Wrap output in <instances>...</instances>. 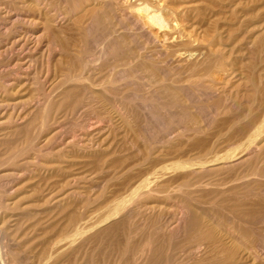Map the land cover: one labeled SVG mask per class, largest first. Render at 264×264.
Segmentation results:
<instances>
[{
	"label": "rangeland",
	"instance_id": "obj_1",
	"mask_svg": "<svg viewBox=\"0 0 264 264\" xmlns=\"http://www.w3.org/2000/svg\"><path fill=\"white\" fill-rule=\"evenodd\" d=\"M0 3V264H264V0Z\"/></svg>",
	"mask_w": 264,
	"mask_h": 264
},
{
	"label": "bare ground",
	"instance_id": "obj_2",
	"mask_svg": "<svg viewBox=\"0 0 264 264\" xmlns=\"http://www.w3.org/2000/svg\"><path fill=\"white\" fill-rule=\"evenodd\" d=\"M3 1H4V0H3ZM23 1H24V0H23ZM36 1H37V0H36ZM140 1H141V0H140ZM11 3H12V2H11ZM26 3H27V2H26ZM0 4H1V3H0ZM68 4H69V3H68ZM5 5L7 6V4H5ZM18 6H19V5H18ZM20 6H21V5H20ZM23 6H24V5H23ZM2 7H3V6H2ZM2 7H1V8H2ZM35 7H36V6H35ZM5 8H6V7H5ZM5 8H4V9H5ZM16 8H19V7H16ZM14 9H15V8H14ZM46 9H47V8H46ZM149 9H150V8H149ZM149 9H146V8H143V9H142V7H141V8H139L138 10H139V11H141V10H145L144 12H148L147 10H149ZM6 10H7V9H6ZM6 10H5L4 12H6ZM17 10H18V9H17ZM21 10H22V9H21ZM21 10H20V11H21ZM135 10H136V9H135ZM66 11H67V10H66ZM72 11H73V10H72ZM7 12H8V11H7ZM141 12H142V11H141ZM149 12H150V11H149ZM149 12H148V13H149ZM8 13H10V12H8ZM8 13H7V14H8ZM48 13H49V11H48ZM90 13H91V12H89V14H90ZM127 13H128V12H127ZM138 13H139V12H138ZM142 13H143V12H142ZM157 13L159 14V12H157ZM157 13H155V12H154V13H151V12H150V13H149L150 15L147 16V20H146V21H147V23H149L148 21H150V22H152L153 24H158V25H161V27H163V25H164L165 23L162 24L163 21L161 20L160 15H158ZM0 14H1V13H0ZM11 14H12V13H11ZM72 14H73V13H72ZM91 14H92V13H91ZM91 14H90V15H91ZM143 14H144V13H143ZM3 15H4V14H3ZM146 15H147V14H146ZM146 15H145V16H146ZM95 16H96V15H95ZM45 17H46V16H45ZM90 17H91V16H90ZM100 17H101V16H100ZM12 18H13V17H12ZM12 18H11V19H10V18H7V19H8V22L3 23V24H2V25H3L2 27H3V28H8L9 25L12 26V25H13V20H14V19H16V20H18V21L24 19V18H22V17L20 18V15H19V16L16 15V17H15L14 19H12ZM92 18H93V17H92ZM47 19H48V18H47ZM52 19H53V18H52ZM1 20H3V18H2ZM5 20H6V19H5ZM16 20H14V22H15ZM29 20H30V18H29ZM31 20H32V19H31ZM144 20H145V18H144ZM3 21H4V20H3ZM6 21H7V20H6ZM137 21H138V20H137ZM141 21H143V19H142ZM23 22H24V21H23ZM123 22H124V21H123ZM171 22H172V21H171ZM28 23H29V22H28ZM132 23H133V22H132ZM142 23H143V22H142ZM22 24H23V23H22ZM33 24H34V23H33ZM102 24H103V23H102ZM128 24H129V23H128ZM139 24H140V23H139ZM149 24H150V23H149ZM103 25H104V24H103ZM129 25H130V24H129ZM142 25H143V24H142ZM20 26H21V25H20ZM20 26H19V27H20ZM131 26H132V25H131ZM159 27H160V26H159ZM174 27H175V26H174ZM12 28H13V26H12ZM17 29H18V28H17ZM5 30H6V29H5ZM150 30H151V29H150ZM160 30H161V29H160ZM169 30H170V29H169ZM178 30H179V29H178ZM0 31H2V29H1ZM9 31H11V29H10ZM13 31H14V30H13ZM47 31H48V30H47ZM171 31H172V30H171ZM11 32H12V31H11ZM15 32H16V31H15ZM28 32H30V33H26L27 36L30 35V36L32 37V38L30 37V39H35V38H34V34H33L34 32H33V31H32V32H31V31H28ZM151 32H152V31H151ZM17 33H18V32H17ZM23 33H24V32H23ZM23 33H20L19 37L17 36L19 33H18L17 35H13V37H12L13 41L11 42L10 45H12V46L14 45L15 48H16V46H20V47H21V46L28 47V46L33 45V44H34V40H33V42H32V40H31V42H29V40H28V42H27V39H24V38L22 37V36H23ZM55 33H56V32H55ZM171 33H172V32H171ZM14 34H16V33H14ZM21 34H22V36H21ZM28 34H29V35H28ZM154 34H155V33H154ZM6 35H7V34H6ZM9 35H10V34H9ZM110 35H111V32H110ZM15 36H17V37H15ZM178 37H179V36H178ZM5 38H6V37H5ZM25 38H28V37H25ZM36 38H37V37H36ZM2 39H3V38H2ZM6 39L9 40L8 37H7ZM37 40H38V39H37ZM55 40H56V39H55ZM1 41H2V40H1ZM4 41H5V40H4ZM9 41H10V40H9ZM172 41H173V40H172ZM35 42H36V41H35ZM37 42H38V41H37ZM50 42H51V41H50ZM50 42H49V43H50ZM185 42H186V41H185ZM55 43H56V42H55ZM120 43H121V42H120ZM50 44H52V43H50ZM3 45H4V43H3ZM6 45H7V43H6ZM36 46H37V44H36ZM9 47H10V46H9ZM20 47H19V48H20ZM52 47H53V45H52ZM57 47H58V46H57ZM74 47H75V46H74ZM21 48H23V47H21ZM58 48H59V47H58ZM7 49H9V48H7ZM59 49H60V48H59ZM61 49H62V48H61ZM0 50H1V49H0ZM48 50H49V49H48ZM65 50H66V48H65ZM4 51H5V49H4ZM6 51H7V50H6ZM21 51H22V50H21ZM54 51H55V50H54ZM78 51H79V50H78ZM129 51H130V50H129ZM25 52H26V51H25ZM79 52L81 53L82 51H79ZM121 52H122V51H121ZM19 53H20V52H19ZM76 53H78V52H76ZM76 53H75V54H76ZM125 54H126V53H125ZM190 54H191V53H190ZM76 55H77V54H76ZM79 55H81V54H79ZM83 55H84V53H83ZM191 55H192V54H191ZM124 56H125V55H123V57H124ZM80 57H81V56H80ZM50 58H51V57H50ZM75 58H77V56H76ZM121 58H122V56H121ZM70 59H71V58H70ZM73 59H74V58H73ZM78 59H80V58H78ZM125 59H126V58H125ZM125 59H124V60H125ZM74 60H75V59H74ZM81 60H82V59H81ZM120 60H122V59H120ZM124 60H123V61H124ZM87 61H88V60H87ZM92 61H93V63H94V60H93V59H92ZM95 61H96V60H95ZM48 62H49V61H48ZM68 62H69V61H68ZM71 62H73V61H71ZM85 62H86V61H85ZM89 62H90V61H89ZM199 62H200V61H199ZM75 63H76V62H75ZM75 63L73 62V67H75V66H74ZM77 64H78V65L80 64V66H78V67H80V69H81V68H82V66H81L82 63H77ZM87 65H88V64H87ZM70 66H71V64H70ZM90 66H94V65H90ZM211 66H212V65H211ZM87 67H88V66H87ZM164 67H165V66H164ZM208 67H209V66H208ZM27 68H28V67H27ZM76 68H77V67H76ZM84 68H85V67H84ZM84 68H83V69H84ZM94 68H95V67H94ZM68 69H69V68H68ZM68 69H67L66 71H67L68 73L71 72V71L68 70ZM74 69H75V68H74ZM77 69H78V68H77ZM214 69H215V68H214ZM49 70H50V69H49ZM75 70H76V69H75ZM85 70H86V69H85ZM171 70H172V69H171ZM72 71H73V69H72ZM90 71H92V70H90ZM64 72H65V71H64ZM77 72H79V70H77ZM81 72H83V71H81ZM81 72H80V77H82V76H81ZM65 73H66V72H65ZM74 73H75V71H74ZM84 73H86V72H84ZM69 74H72V73H69ZM82 75H83V74H82ZM87 75H89V74H87ZM20 76H21V75H20ZM69 76L71 77L72 75H69ZM78 76H79V73H78ZM14 77H15V76H14ZM63 77H64V76H63ZM73 77H74V76H73ZM76 77H77V75H76ZM83 77H84V76H83ZM87 77H88V76H87ZM67 78H68V77H66V79H65V78H64V79L67 80ZM86 79H87V78H86ZM88 79H89V78H88ZM88 79H87V81H90V80H88ZM120 79H121V78H120ZM197 79H198V78H197ZM59 80H60V79H59ZM113 80H114V79H113ZM172 80H173V79H172ZM198 80H199V79H198ZM67 81H68V80H67ZM72 81H73V79H72ZM72 81L70 80V83H71ZM80 81H81V83H82V80H80ZM155 81H156V80H155ZM35 82H36V80H35ZM49 82H50V81H49ZM73 82L79 84V83H78V82H79L78 79H77V82H76L75 79H74ZM104 82H105V81H103V83H104ZM108 82H109V81H107V83H108ZM112 82H113V81H112ZM194 82H195V81H194ZM198 82H199V81H198ZM53 83H54V82H53ZM66 83H69V82H65V83H64V86H65ZM96 83H97V82H96ZM4 84H5V83H4ZM12 84H13V83H12ZM62 84H63V83H62ZM77 84H76V85H77ZM83 84H84V83H83ZM83 84H82V85H83ZM87 84H89V83H87ZM94 84H95V83H94ZM66 85H67V84H66ZM69 85H70V84H69ZM84 85H85V84H84ZM110 85H111V84H110ZM62 86H63V85H62ZM62 86H61V87H62ZM71 86H72V85H71ZM73 86H74V85H73ZM89 86H90V85H89ZM93 86H94V85H93ZM106 87H107V86H106ZM113 87H115V86H113ZM116 87H117V86H116ZM156 87H157V86H156ZM58 88H59V87H58ZM62 88H63V87H62ZM75 88L78 89V87L75 86L74 88H73V87H71V88H67L66 91H61V90H60L62 94L64 93V95H62V96H64V97L66 98V101H64V102L67 103V104H66V103L62 104V106L64 105L65 107H71L72 104H76V102L78 101V98H77V92L75 91ZM81 88H82V87H81ZM87 88H88V85H87ZM89 88H90V87H89ZM108 88H110V87H108ZM91 89H92V88H91ZM95 89H97V88H95ZM100 89H101V88H100ZM105 89H106V88H105ZM212 89H213V88H212ZM48 90H49V89H48ZM62 90H65V87H64V89H62ZM78 90H79V89H78ZM81 90H82V89H81ZM81 90H80V91H81ZM98 90H99V89H98ZM145 90H146V89H145ZM36 91H37V90H36ZM55 91H56V90H55ZM82 91H86V90H82ZM100 91H101V90H100ZM103 91H104V90H103ZM107 91H108V89H107ZM45 93H46V91H45ZM95 93H96V91H95ZM95 93H94V95H95ZM98 93H99V91H98ZM101 93H102V91H101ZM92 94H93V93H92ZM99 94H100V93H99ZM160 94H161V93H160ZM162 94H163V93H162ZM59 95H61V94H59ZM80 95H82V94H80ZM94 95H93V96H94ZM97 95H98V94H97ZM117 95H118V93H117ZM48 96H50V95H48ZM51 96H52V94H51ZM87 96H88V95H87ZM90 96H91V95H90ZM93 96H92V98H93ZM98 96H99V95H98ZM100 96H101V95H100ZM100 96H99V98H100ZM53 97H54V96H53ZM55 97H56L55 99H57L58 95L55 96ZM79 97H80V96H79ZM82 97H84V96L82 95ZM96 97H97V96H96ZM96 97H95V98H96ZM116 97H117V96H116ZM49 98H50V97H49ZM86 98H87V97H86ZM86 98H85V99H86ZM89 98H90V97H89ZM102 98H103V97H102ZM163 98H164V97H163ZM40 99H41V98H40ZM43 99H44V98H43ZM43 99H42V100H43ZM61 99H62V98H61ZM93 99H94V98H93ZM104 99H106V98H104ZM104 99H102V100L105 102L104 105L106 106V105H107V104H106L107 101H105ZM34 100H36V99H34ZM59 100H60V99H59ZM62 100H64V99H62ZM62 100H61V101H62ZM80 100L82 101V99H80ZM98 100H99V99H98ZM100 100H101V99H100ZM106 100H108V98H107ZM50 101H51V100H50ZM57 101H58V99H57ZM84 101H85V100H84ZM84 101H83V102H84ZM6 102H7V101H6ZM18 102H19V101H18ZM78 102H79V101H78ZM83 102H81V103H82V105H84V106H83V107H80V108H84V107L86 108V106L89 105V104H83ZM181 102H182V101H181ZM23 103H24V102H23ZM38 103H39V102H38ZM38 103H37V104H38ZM54 103H55V102H54ZM57 103H58V102H56V104H57ZM88 103H89V102H88ZM101 103H102V102H101ZM116 103H117V102H116ZM118 103H120V102L118 101ZM167 103H168V102H167ZM3 104H4V103H3ZM10 104H11V103H10ZM52 104H53V103H52ZM56 104H55V105H56ZM59 104H60V102H59ZM59 104H57L58 107H59ZM77 104H78V103H77ZM77 104L74 105V107L77 106ZM108 104H110V103L108 102ZM122 104H123V103H122ZM164 104H165V103H164ZM1 105H2V104H1ZM22 105H23V104H22ZM55 105H54V106H55ZM66 105H67V106H66ZM78 105H79V104H78ZM80 105H81V104H80ZM80 105H79V106H80ZM96 105H97V104H96ZM100 105H101V104H100ZM6 106H7V105H6ZM36 106H37V105H36ZM64 106H63V107H64ZM72 106H73V105H72ZM105 106H104V108H105ZM117 106H118V105H117ZM58 107H57V108H58ZM60 107H61V106H60ZM108 107H109V106H108ZM111 107H112V106H111ZM51 108H54V107L51 106ZM57 108H56V110H57ZM133 108H134V107H133ZM3 109H4V108H3ZM61 109H63V108H60V110H61ZM73 109H74V108H73ZM0 110H1V109H0ZM53 110H55V109H53ZM58 110H59V108H58ZM67 110H68V109H67ZM71 110H72V108H71ZM71 110H69V111H71ZM74 110H75V109H74ZM221 110H222V109H221ZM49 111H50V109L48 110V112H49ZM63 111H64V109H63ZM81 111H82V110H81ZM28 112H29V111H28ZM53 112H54V111H53ZM60 112H61V111H60ZM65 112H66V111H65ZM87 112H88V111H87ZM125 112H126V111H125ZM214 112H215V111H214ZM4 113H5V112H4ZM50 113H51V112H50ZM68 113H69V112H68ZM70 113H71V112H70ZM52 114H54V113H52ZM59 114H61V113H59ZM63 114H64V113L62 112V114L60 115V117H61ZM65 114H67V112H66ZM73 114H74V113H73ZM127 114H128V112H127ZM2 115H3V114H2ZM2 115H1V116H2ZM41 115H42V114H41ZM48 115H49V113H48ZM56 115H57V114H56ZM86 115H87V114H86ZM46 116H47V115H46ZM63 116H64V115H63ZM93 116H94V115H93ZM102 116H103V115H102ZM104 116H105V115H104ZM7 117H8V116H7ZM9 117H10V115H9ZM16 117H17V116H16ZM53 117H54V115H53ZM40 118H41V117H40ZM48 118H49V116H48ZM51 118H52V116H51ZM104 118H105V117H104ZM127 118H128V117H127ZM197 118H198V117H197ZM45 119H47V118H45ZM45 119H44V120H45ZM75 119H76V118H75ZM100 119H101V118H100ZM10 121H11V120H10ZM47 121H48V120H47ZM52 121H53V119H51V122H52ZM82 121H83V120H82ZM85 121H86V120H85ZM56 122H57V121H56ZM139 122H140V121H139ZM43 123H44V121H43ZM45 123H46V122H45ZM54 123H55V122H54ZM90 123H91V122H90ZM134 123H135V122H134ZM47 124H48V123H47ZM88 124H89V123H88ZM132 124H133V123H132ZM45 125H46V124H44L43 127H45ZM259 125H260V124H259ZM112 126H113V125H112ZM132 126H133V125H132ZM185 126H186V125H185ZM188 126H189V124H188ZM50 127H51V126H50ZM86 127H87V126H86ZM174 127H175V126H174ZM46 128H47V126H46ZM190 128H191V127H190ZM256 128H257V127H256ZM72 129H73V128H72ZM84 129H85V128H84ZM93 129H94V128H93ZM105 129H106V128H105ZM185 129H186V128H185ZM188 129H189V128H188ZM15 130H16V129H15ZM23 130H24V129H22V131H23ZM81 130H82V129H81ZM95 130H96V129H95ZM173 131H174V130H173ZM175 131H176V130H175ZM194 131H195V130H194ZM89 132H90V131H89ZM169 132H170V131H169ZM171 132H172V131H171ZM178 132H179V131H178ZM178 132H177V133H178ZM191 133H192V132H191ZM21 134H23V133H21ZM35 134H36V133H35ZM54 134H56V133H54ZM70 134H71V133H70ZM25 135H26V134H25ZM58 135H59V134H58ZM76 135H77V134H76ZM87 135H88V134H87ZM87 135H86V136H87ZM192 135H193V134H192ZM12 136H13V135H12ZM54 137H55V136H54ZM56 137H57V136H56ZM56 137H55V138H56ZM87 137H88V136H87ZM95 137H96V136H95ZM106 137H107V136H106ZM52 138H53V137H52ZM178 138H179V137H178ZM180 138H181V137H180ZM68 139H69V138H68ZM76 139H77V138H76ZM86 139H87V138H86ZM191 139H192V138H191ZM44 140H45V139H44ZM51 140H52V139H51ZM61 140H62V139H61ZM52 141H53V140H52ZM77 141H78V140H77ZM81 141H82V140H81ZM247 141H248V140H247ZM48 142H49V141H48ZM50 142H51V141H50ZM59 142H60V140H59ZM79 142H80V141H79ZM51 143H52V142H51ZM67 143H68V142H67ZM71 143H72V142H71ZM12 144H13V143H12ZM29 144H30V143H29ZM43 144H44V143H43ZM56 144H57V143H56ZM74 144H75V143H74ZM80 144H81V143H80ZM31 145H32V144H31ZM85 145H86V143H85ZM92 145H93V144H92ZM92 145H91V146H92ZM5 146H6V145H5ZM36 146H38V145H36ZM56 146H58V145H56ZM69 146H70V145H69ZM260 146H261V145H260ZM247 147H248V146H247ZM85 148H86V147H85ZM90 148H91V147H90ZM212 148H213V147H212ZM25 149H26V148H25ZM98 149H99V148H98ZM242 149H243V148H242ZM22 150H23V149H22ZM70 150H71V149H70ZM210 150H211V149H210ZM216 150H217V149H216ZM216 150H215V151H216ZM4 151H5V150H4ZM59 151H60V150H59ZM59 151H58V152H59ZM241 151H242V150H241ZM60 152H61V151H60ZM62 152H63V151H62ZM71 152H72V151H71ZM67 153H68V152H67ZM58 154H59V153H58ZM217 154H218V153H217ZM59 155H61V154H59ZM59 155H58V156H59ZM92 155H93V154H92ZM61 156H62V155H61ZM108 156H109V155H108ZM200 156H201V155H200ZM55 157H56V156H55ZM193 158H194V157H193ZM10 159H12V158H10ZM10 159H9V160H10ZM59 159H60V158H59ZM14 160H15V159H14ZM106 160H107V159H106ZM248 160H249V159H248ZM11 161H12V160H11ZM26 161H27V160H26ZM101 161H102V160H101ZM103 161H105V160H103ZM200 161H201V160H200ZM8 162H9V161H8ZM32 162H33V161H32ZM34 162H35V161H34ZM111 162H112V161H111ZM203 162H204V161H203ZM191 163H192V161L190 162V164H191ZM193 163H194V161H193ZM211 163H213V162H211ZM194 164H195V163H194ZM197 164H199V163H197ZM204 164H205V163H204ZM6 165H7V164H6ZM48 165H49V164H48ZM61 165H62V164H61ZM100 165H101V164H100ZM105 165H106V164H105ZM199 165H200V164H199ZM201 165H202V164H201ZM238 165H239V164H238ZM7 166H8V165H7ZM71 166H72V165H71ZM206 166H207V165H206ZM62 167H63V166H62ZM219 167H220V166H219ZM71 168H72V167H71ZM73 168H74V167H73ZM213 169H214V168H213ZM226 169H227V168H226ZM56 170H57V169H56ZM61 170H62V169H61ZM216 170H217V169H216ZM62 171H63V170H62ZM199 171H200V169H199ZM209 171H210V170H209ZM74 172H75V171H74ZM85 172H86V171H85ZM99 173H100V170H99ZM160 173H161V172H160ZM193 173H194V172H193ZM84 174H85V173H84ZM214 174H215V173H214ZM157 175H158V174H157ZM157 175H156V176H157ZM159 175H161V174H159ZM61 176H62V175H61ZM188 176H189V175H188ZM204 176H205V175H204ZM88 177H89V176H88ZM157 177H158V176H157ZM198 177H199V176H198ZM198 177H197V179H198ZM209 177H210V176H209ZM72 178H73V177H72ZM190 178H191V177H190ZM200 178H201V177H200ZM68 179H69V178H68ZM82 179H83V178H82ZM195 179H196V178H195ZM195 179H194V180H195ZM204 179H205V177H204ZM79 180H80V179H79ZM156 180H157V179H156ZM192 180H193V179H192ZM192 180H191V181H192ZM201 180H203V179H201ZM18 181H19V180H18ZM66 181H67V180H66ZM71 181H72V179H71ZM75 181H76V180H75ZM149 181H150V180H149ZM191 181H190V182H191ZM199 181H200V180H199ZM199 181H198L197 183H200ZM52 182H53V181H52ZM79 182H80V181H79ZM58 183H59V182H58ZM185 183H186V182H185ZM205 183H206V182H205ZM65 184H66V183H65ZM150 184H151V183H150ZM53 185H54V184H53ZM59 185H60V184H59ZM148 185H149V183L147 182V186H148ZM191 185H192V183H191ZM202 185H203V184H202ZM51 186H52V185H51ZM63 186H64V185H63ZM141 186H142V187H141ZM141 186H138V187H137L135 193H137L138 191H140L141 188H143V185H141ZM152 186H153V185H152ZM156 186H157V185H156ZM160 186H161V185H160ZM145 187H146V186H145ZM145 187H144V188H145ZM238 187H239V186H238ZM21 188H22V187H21ZM152 188H153V187H152ZM154 188H157V187L154 186ZM191 188H192V187H191ZM206 188H207V187H206ZM19 189H20V187H19ZM159 189H160V188H159ZM170 189H171V188H170ZM172 189H173L174 191L177 190V189H174V188H172ZM187 189H188V188H187ZM166 190H167V188H166ZM159 191H160V190H158V192H159ZM174 191H173V192H174ZM9 192H10V191H9ZM14 192H15V191H14ZM33 192H34V191H33ZM161 192H162V190H161ZM192 192H193V191H192ZM132 193H133V192H132ZM198 193H199V192H198ZM226 193H227V192H226ZM241 193H242V192H241ZM157 194H158V193H157ZM159 194H161V193H159ZM163 194H164V193H162L161 195H163ZM165 194H166V193H165ZM165 194H164V195H165ZM191 194H192V193H191ZM196 194H197V193H196ZM219 194H220V193H219ZM224 194H225V193H224ZM26 195H27V193H26ZM29 195H30V194H29ZM154 195H155V193H154ZM30 196H31V195H30ZM155 196H156V195H155ZM217 196H218V194H217ZM156 197H157V196H156ZM166 197H167V195H166ZM257 197H258V196H257ZM39 198H40V197H39ZM50 198H51V197H50ZM158 198H159V197H158ZM15 199H16V198H15ZM162 199H163V198H162ZM154 200H155V199H154ZM183 200H184V199H183ZM42 201H43V200H42ZM85 201H86V200H85ZM161 201H162V200H161ZM165 201H166V200H165ZM253 202H254V201H253ZM122 203H123V202H122ZM148 203H149V202H148ZM237 203H238V202H237ZM50 204H51V203H50ZM234 204H235V203H234ZM109 205H110V204H109ZM249 205H250V204H249ZM254 205H255V204H254ZM257 205H258V204H257ZM237 206L240 207V205H237ZM245 206H246V205H245ZM142 207H143V206H142ZM140 208H141V207H140ZM161 209H162V208H161ZM163 209H164V208H163ZM184 209H185V208H184ZM240 209H241V208H240ZM240 209H239V210H240ZM245 209H246V207H245ZM252 209H253V208H252ZM62 210H63V209H61V211H62ZM149 210H150V209H149ZM152 210H153V206H152ZM158 210H159V209H158ZM236 210H237V209H236ZM249 210H250V209H249ZM56 211H57V210H56ZM113 211H114V210H113ZM243 211L245 212L244 208H243ZM243 211H242V212H243ZM253 211H254V210H253ZM236 212H237V211H236ZM246 212H247V210H246ZM42 213H43V212H42ZM45 213H46V212H45ZM163 213H164V212H163ZM218 213H220V212H218ZM244 214H245V213H244ZM252 214H254V213L252 212ZM130 215H131V214H130ZM163 215H164V214H163ZM217 215H218V214H217ZM245 215L247 216V214H245ZM249 215H250V214H249ZM161 216H162V213H161ZM161 216H160V217H161ZM237 216H238V215H237ZM32 217H33V216H32ZM54 217H55V216H54ZM54 217H52V218H54ZM144 217H145V216H144ZM162 217H163V216H162ZM11 218H13V217H11ZM18 218H19V217H18ZM47 218H48V217H47ZM58 218H60V217H58ZM245 218H246V217H245ZM250 218H252V217H250ZM54 219H55V218H54ZM158 219H159V218H158ZM75 220H77V219H75ZM79 220H80V219H79ZM79 220H78V221H79ZM164 220H165V219H164ZM231 220H232V219H231ZM44 221H45V220H44ZM51 221H52V220H51ZM73 221H74V220H73ZM73 221H72V223H73ZM74 222H75V221H74ZM118 222H119V221H118ZM127 222H128V221H127ZM59 223H60V222H59ZM248 223H249V222H248ZM45 224H46V223H45ZM76 224H77V223H76ZM85 224H86V223H85ZM165 224H166V223H165ZM17 225H18V224H17ZM78 225H79V224H78ZM120 225H121V224H120ZM130 225H131V224H130ZM152 225H153V224H152ZM54 226H55V225H54ZM82 226H83V225H82ZM110 226H111V224H110ZM117 226H118V225H117ZM162 226H163V225H162ZM19 227H21V226H19ZM153 227H154V226H153ZM164 227H165V226H164ZM172 227H173V226H172ZM203 227H204V226H203ZM28 228H29V227H28ZM30 228H32V227H30ZM30 228H29V229H30ZM56 228H57V227H56ZM59 228H60V227H59ZM192 228H193V227H192ZM234 228H235V227H234ZM15 229H16V228H15ZM155 229H156V228H155ZM167 229H168V228H167ZM169 229H170V228H169ZM196 229H197V228H196ZM202 229H203V228H202ZM260 229H261V228H260ZM260 229H259V230H260ZM9 230H10V229H9ZM69 230H70V229H69ZM190 230L193 231V229H190ZM190 230H189V231H190ZM227 230H228V229H227ZM7 231H8V230H7ZM62 231H63V230H62ZM152 231H153V230H152ZM231 231H232V230H231ZM261 231H262V230H260V232H261ZM58 232H59V231H58ZM135 232H136V231H135ZM243 232H244V231H243ZM258 232H259V231H258ZM49 233H50V232H49ZM131 234H132V233H131ZM139 234H140V233H139ZM149 234H150V233H149ZM231 234H232V232H231ZM259 234H260V233H259ZM261 234H262V233H261ZM12 235H13V234H12ZM63 235H64V234H63ZM72 235H73V234H72ZM134 235H135V233H134ZM146 235H147V234H146ZM245 235H246V234H245ZM45 236H46V235H45ZM197 236H198V235H197ZM202 236H203V234H202ZM247 236H248V235H247ZM262 236H263V235H262ZM262 236H261V237H262ZM21 237H22V236H21ZM39 237H40V236H39ZM127 237H128V236H127ZM144 237H145V236H144ZM152 237H153V236H152ZM189 237H190V236H189ZM234 237H236V236L234 235ZM234 237H233V238H234ZM239 237H240V236H239ZM56 238H57V237H56ZM148 238H149V237H148ZM195 238H196V236H195ZM198 238H199V237H198ZM203 238H204V237H203ZM222 238H223V237H222ZM227 238H228V237H227ZM236 238H237V237H236ZM236 238H234V239H236ZM249 238H250V237H249ZM200 239H201V238H200ZM250 239H251V238H250ZM254 239H255V238H254ZM55 240H56V239H55ZM197 240H198V239H197ZM201 240L203 241V239H201ZM243 240H244V239H243ZM154 241H155V240H154ZM185 241H187V239H186ZM230 241H231V240H230ZM262 241H263V240H262ZM13 242H14V241H13ZM15 242H17V241H15ZM42 242H43V241H42ZM142 242H143V241H142ZM155 242H156V241H155ZM188 242H189V241H188ZM188 242H186V244H187ZM190 242H193V241H190ZM253 242H254V241H253ZM69 243H70V242H69ZM75 243H76V242H75ZM135 243H136V242H135ZM137 243H138V242H137ZM137 243H136V245H137ZM221 243H222V242H221ZM48 244H49V243H48ZM226 244H227V243H226ZM245 244H246V243H245ZM259 244H260V243H259ZM69 245H70V244H69ZM84 245H85V244H84ZM134 245H135V244H134ZM134 245H133V246H134ZM145 245H146V244H145ZM247 245H248V243L246 244V246H247ZM22 246H23V245H22ZM25 246H26V245H25ZM178 246H179V245H178ZM224 246H225V245H224ZM226 246H227V245H226ZM256 246H258V245H256ZM263 246H264V245H263ZM46 247H47V246H46ZM46 247H45V248H46ZM83 247H84V246H83ZM127 247H128V246H127ZM186 247H187V246H186ZM25 248H26V247H25ZM42 248H43V247H42ZM50 248H51V247H50ZM78 248H79V247H78ZM85 248H86V247H85ZM131 248H132V247H131ZM148 248H149V246H148ZM153 248H154V247H153ZM155 248H157V246H156ZM175 248H176V247H175ZM198 248H199V247H198ZM214 248H215V247H214ZM47 249H48V248H47ZM150 249H151V248H150ZM157 249H158V248H157ZM204 249H205V248H204ZM261 249H264V248H261ZM63 250H64V249H63ZM140 250H142V249H140ZM147 250H149V249H147ZM179 250H180V247H179ZM231 250H232V249H231ZM92 251H93V250H92ZM186 251H187V250H186ZM198 251H199V250H198ZM237 251H238V250H237ZM241 251H242V250H241ZM34 252H35V251H34ZM64 252H65V251H64ZM66 252H67V251H66ZM136 252H137V251H136ZM153 252H154V251H153ZM220 252H221V251H220ZM248 252H249V251H248ZM256 252H257V251H256ZM256 252L254 251V253H256ZM28 253H29V252H28ZM47 253H48V251H47ZM133 253H134V252H133ZM159 253H160V252H159ZM161 253H162V251H161ZM189 253H190V251H189ZM213 253H214V252H213ZM216 253H217V252H216ZM252 253H253V252H252ZM259 253L261 254L260 251H259ZM259 253H258L257 256L260 255ZM43 254H44V253H43ZM63 254H64V253H63ZM63 254H62V255H63ZM134 254H135V253H134ZM137 254H138V253H137ZM137 254H135V255H137ZM150 254H151V253H150ZM176 254H177V253H176ZM186 254H187V253H186ZM191 254H194V253H191ZM191 254H190V255H191ZM196 254H197V253H196ZM218 254H219V252H218ZM228 254H229V253H228ZM246 254H247V253H246ZM256 254H257V253H256ZM75 255H76V254H75ZM143 255H144V254H143ZM147 255H148V254H147ZM155 255H156V254H155ZM171 255H173V254H171ZM248 255L250 256L251 254H248ZM254 255H255V254H254ZM263 255H264V253H263ZM34 256H35V255H34ZM39 256H40V255H39ZM157 256H158V255H157ZM191 256H192V255H191ZM257 256L255 255V257H257ZM53 257H54V256H53ZM153 257H154V256H153ZM173 257H174V256H173ZM188 257H190V256H188ZM200 257H201V256H200ZM202 257H203V256H202ZM210 257H211V256H210ZM136 258H137V257H136ZM155 258H156V257H155ZM184 258H185V257H184ZM194 258H195V257H194ZM122 259H123V258H122ZM126 259H127V258H126ZM256 259H257V258H256ZM256 259H255V260H256ZM263 259H264V258H263ZM25 260H26V259H25ZM30 260H31V259H30ZM46 260H47V259H46ZM72 260H73V259H72ZM131 260H132V259H131ZM137 260H138V259H137ZM137 260H136V261H137ZM197 260H198V259H197ZM202 260H203V259H202ZM202 260H201V261H202ZM252 260H253V259H252ZM255 260H254V261H255ZM27 261H28V260H27ZM31 261H32V260H31ZM33 261H34V260H33ZM69 261H70V260H69ZM125 261H126V260H125ZM125 261H124V262H125ZM155 261H156V260H155ZM40 262H41V260H40ZM90 262H91V261H90ZM126 262H127V261H126ZM128 262H130V261L128 260ZM137 262H138V261H137ZM160 262H161V260H160ZM190 262H191V261H190ZM196 262H197V261H196ZM212 262H213V261H212ZM117 263H118V262H117ZM122 263H123V262H122ZM142 263H143V262H142ZM152 263H153V262H152ZM164 263H165V262H164ZM220 263H221V262H220ZM220 263H219V264H220ZM2 264H3V263H2ZM16 264H17V263H16ZM97 264H98V263H97ZM143 264H144V263H143ZM192 264H193V263H192ZM232 264H233V263H232ZM246 264H247V263H246ZM248 264H249V263H248ZM254 264H255V263H254Z\"/></svg>",
	"mask_w": 264,
	"mask_h": 264
}]
</instances>
